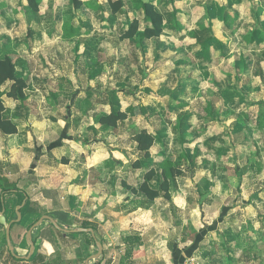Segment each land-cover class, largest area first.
<instances>
[{
	"label": "crops",
	"instance_id": "1",
	"mask_svg": "<svg viewBox=\"0 0 264 264\" xmlns=\"http://www.w3.org/2000/svg\"><path fill=\"white\" fill-rule=\"evenodd\" d=\"M79 1L82 6L75 11L71 0H33L37 7L33 11L28 0H0V60L9 57L16 76L27 85L24 101L6 97L11 82L0 85L2 118L17 129L13 135L0 131V211L5 218V224H0V264L192 262L188 252L197 246L184 250L174 246L175 254L167 251L165 241L155 239L167 231L168 202L163 198L148 201L143 194L133 195L122 187L125 183L137 189L145 168L165 158L156 154L155 141L151 158L140 159L130 141L141 130L154 136L148 107L163 101H150L149 90L150 95L144 91L142 97L129 91L119 94L118 106L113 99L102 98V93L97 95L93 90L96 75L88 74L107 73L117 88L145 90L150 87V61L159 59L154 68L159 69L158 90L168 83L161 79L163 65L174 70L181 55H195L203 64L210 61L209 68L217 58L232 57L233 64L218 70L231 74L233 67L242 70L243 66L259 77L255 84L251 78L245 88L264 90V0H141L152 4L164 23L159 38L141 41L138 35L148 23L137 0H121L123 8L114 15L108 2L117 0ZM133 19L139 22L138 34L121 40ZM185 28L193 32L187 34ZM167 36L184 42L178 49L181 55L175 54L176 45L160 46ZM249 39L253 41L248 43ZM190 45L193 50H188ZM253 54L259 55V67L252 69ZM137 73L139 85L134 80ZM131 106L139 107L143 126L134 129L128 149L111 144L107 152L97 143L98 137L135 118L127 111ZM111 109L127 113V119L116 128L99 125L98 118ZM263 119L264 114L256 118L255 130ZM240 124V131L246 130V121ZM94 137L95 142L89 139ZM136 160L147 166L134 169ZM150 185L157 188L156 180ZM171 202L182 212L173 197ZM97 243L102 252L93 259L99 251Z\"/></svg>",
	"mask_w": 264,
	"mask_h": 264
},
{
	"label": "rangeland",
	"instance_id": "2",
	"mask_svg": "<svg viewBox=\"0 0 264 264\" xmlns=\"http://www.w3.org/2000/svg\"><path fill=\"white\" fill-rule=\"evenodd\" d=\"M186 29L187 34L193 32ZM165 43L176 45L173 49L178 51L184 42L167 36L160 46ZM155 45L158 50L159 44ZM188 50H193L191 45ZM175 54L181 55L179 51ZM253 55L252 69L259 65V55ZM178 59L174 70L163 65L161 79L168 83L158 90L159 69L154 68L159 59L150 61V87L145 90L137 85L136 89L117 88L107 73L91 72L88 77L96 75L93 90L118 106L119 94L129 91L134 97H142L144 91L149 96V90L153 93L150 101H163L148 107L149 118L156 154L160 152L170 164L183 170V176L171 180L169 190L182 212L168 203L167 231L155 239H162L163 244L165 241L169 252L174 246L181 250L197 246L190 253L194 261L187 264H264V119L260 129L255 130L259 124L256 118L264 114V90L245 88L251 78L254 84L258 81V74L249 73L243 66L242 70L233 67L231 74L219 71L228 62L233 64L232 57L217 58L211 67L214 69L209 68L210 61L203 64L195 55ZM134 80L139 85V73ZM130 110L135 118L98 137L97 143L107 152L111 144L128 149L134 129L143 126L139 107L131 106ZM245 121L248 126L240 131V122ZM180 134L184 144L180 143ZM89 139L95 142V137ZM183 149L190 152L189 166L179 158ZM198 234L201 239L195 243ZM146 251L153 253L151 248Z\"/></svg>",
	"mask_w": 264,
	"mask_h": 264
},
{
	"label": "trees",
	"instance_id": "3",
	"mask_svg": "<svg viewBox=\"0 0 264 264\" xmlns=\"http://www.w3.org/2000/svg\"><path fill=\"white\" fill-rule=\"evenodd\" d=\"M73 9L75 11L79 10L82 6V3L79 0H71ZM29 6L33 9V11H37V7L34 5L33 0H28ZM110 11L114 15L119 13L123 8V3L121 0H117L115 2H108ZM137 7L141 9L144 20L148 23L146 28L143 30L141 34L138 35V39L141 40H149L153 38H159L163 31V17L159 13L154 10V6L151 3H144L141 0H137ZM139 22L136 19H133L130 23L126 31L121 35V40L131 39L135 37V35L139 32ZM252 39L247 40V42H252ZM202 50L204 53L205 59L207 58L208 51V43L205 41L202 44ZM6 81L11 82V85L6 92V97L11 98L13 100L24 101L25 99V88L26 82L18 78L15 73V65L9 57H5L0 60V85L5 83ZM4 111V106L2 100L0 99V131L5 135H13L17 132L16 126L12 124L10 121L2 118V113ZM128 115L125 112H121L120 110L111 109V113L108 115L99 117L97 122L99 125L108 127V128H116L118 124L124 122L127 119ZM155 137L149 134L146 130H141L137 134L131 136L130 141L135 144L136 152L141 157L140 159L148 160L151 158V148L155 143ZM180 143L184 144L185 140L182 134H180ZM181 154L179 155L180 159H183L185 164H192V160L190 159V152L186 149L181 150ZM161 157V154H157ZM65 163V160L62 161ZM132 167L134 169H141L142 163L140 160H136L132 163ZM183 176V170L174 167L170 164L166 159L162 161L159 159L157 165L154 167H146L143 173L142 182L139 187L133 188L127 186V184L123 183L122 187L129 190L131 194L137 195L141 193L145 196L148 201H152L156 198H163L169 204L171 203L170 196V182L178 177ZM157 182V188L151 187V182L153 180ZM7 191V190H6ZM225 216V210L222 212V217ZM86 227V225H83ZM200 234H198L195 238V243L200 241ZM189 251V250H188ZM192 250L188 252L190 255ZM172 253H177L176 250L171 249ZM40 256H36L35 260H40Z\"/></svg>",
	"mask_w": 264,
	"mask_h": 264
},
{
	"label": "water",
	"instance_id": "4",
	"mask_svg": "<svg viewBox=\"0 0 264 264\" xmlns=\"http://www.w3.org/2000/svg\"><path fill=\"white\" fill-rule=\"evenodd\" d=\"M41 221H42V220H39L38 222H36V223L32 226L31 229L37 227V226L41 223ZM0 224H2V225L5 224V218H4V216H3V211H0ZM30 231H31V230H30ZM30 231L28 232V238H30V233H31ZM81 231H86V230H85V229H81ZM88 231H89L90 233H93V231H92L91 229H88ZM6 240H7V244H8V247H9L10 251H12V247H11V245H10V239H9V225H6ZM29 246H30L31 253H32V250H33V244H32L31 241L29 242ZM97 246H98V248H99V251H98V253H97L96 255L93 256V259H97V258L101 255V252H102V251H101L102 248H101L100 243H97Z\"/></svg>",
	"mask_w": 264,
	"mask_h": 264
}]
</instances>
